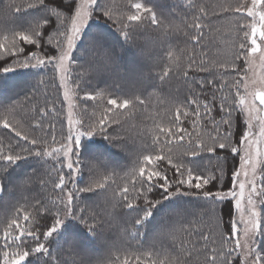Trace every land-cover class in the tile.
<instances>
[{"label": "snow or ice", "instance_id": "snow-or-ice-1", "mask_svg": "<svg viewBox=\"0 0 264 264\" xmlns=\"http://www.w3.org/2000/svg\"><path fill=\"white\" fill-rule=\"evenodd\" d=\"M44 3L45 0H32L26 7H12L20 12ZM95 7H100L102 15L113 27L119 25L121 35L133 43L145 22L161 31L166 23L171 24L140 2L131 4L134 10L131 14L114 19L105 0L102 6L98 0H76L70 21L57 17L61 30L44 31V26L50 23L44 20L14 31L10 44L0 42V74L17 68L50 67L51 75L47 80H39L38 84L51 85L57 93L62 90V99L52 100L49 108L46 95L45 106L34 108L33 115H22L15 103L3 105L0 111V128L7 130L10 138L6 146L0 145L4 171L7 165L30 157H39L44 164L51 161V170L46 172L48 180L41 177L40 187L47 188L51 182V191L55 194L48 200H36L32 205L34 217L26 208L17 209L0 237L4 249L0 252V264H26V261L28 264H264V249L258 239L264 237V71L256 79L248 80L244 76L234 79L231 86L227 81L202 78L197 84L200 93L189 89L183 100L177 99L168 109L167 127L163 123L156 124L153 119L156 134L133 153L136 159L131 171L123 177L125 183L117 185L111 197H106L109 203L115 202L123 209L139 210L138 215L127 221L136 231L130 233L125 227L126 236L138 238L142 235L140 227L151 217L152 209L163 199L177 195L205 201L192 213L198 223L208 221L205 227L183 228L186 238L177 240L174 232L165 231L169 225H164L161 234L172 236L167 241V252L162 244L160 249L136 256L134 261L127 255L122 258L112 254L113 250L119 253L123 249V238L119 244L116 241L107 243L106 254L96 258L77 252L71 245L62 250L50 248V238L68 218L83 223L92 235L103 233L106 224L112 222L82 207L81 196L85 193L104 195L116 183L118 174L106 162L91 160L85 163L79 148L82 139L96 135L124 148L127 142L120 141L118 135L110 136L109 129L119 124L115 117L121 110L130 112L145 105V100L134 94L121 97L109 88L97 91L86 86L91 77L110 65L111 53L107 50H95L94 62L90 65L78 64L73 58L76 42ZM186 7L191 19L182 23L188 30L185 35L190 38L193 51L187 53L186 67L175 61L172 51H168L173 63L165 65L158 74L162 84L179 76L187 80L190 72L219 73L223 77L229 68L236 69L237 61H243L249 68L255 67L258 61L264 70V0H217L211 9L198 0H188ZM229 17L237 19L233 21ZM220 21L235 25L231 58L209 67L211 61L197 59L195 47L199 45L203 52L207 46L203 42L211 43L215 39L211 34L214 29L219 31ZM3 40L8 41L9 37L5 35ZM205 92H211L210 101L207 95H201ZM32 99L34 97H26L29 103ZM201 99L205 102L201 103ZM75 100L85 105L79 119L74 118ZM90 101L93 102L91 112L88 110ZM97 111L100 112L98 118ZM17 116L20 121L13 123ZM37 116L39 119L33 125L31 120ZM56 121L60 124L58 133ZM186 122L191 130L185 126ZM21 123L27 131L18 130ZM38 132L43 135H37ZM203 156L210 159L195 163L197 157ZM162 162L167 169L161 167ZM84 168L89 169V180L81 185L78 179ZM226 202H230L227 214L222 207ZM21 220L31 221L34 227H26ZM40 227L45 230L39 231ZM152 248L155 249V245ZM65 254L71 259H66ZM161 255L166 258L160 259Z\"/></svg>", "mask_w": 264, "mask_h": 264}, {"label": "trees", "instance_id": "trees-1", "mask_svg": "<svg viewBox=\"0 0 264 264\" xmlns=\"http://www.w3.org/2000/svg\"><path fill=\"white\" fill-rule=\"evenodd\" d=\"M29 2H32V0H0L1 42L10 44L14 31L27 29L34 24L42 23L44 20L50 21L48 25L44 26V31L61 30L62 25H60L57 17L59 16L64 20L70 21L76 5V0H51V2L45 0L44 4H37L34 7L26 8L20 12H16L15 7H12V5H24L26 7ZM105 2L110 6L114 19H119L121 16L126 17L128 14H131L134 11L131 9V4L140 2L151 8L161 20L171 21V24L166 23L164 29L161 31L145 22L142 30L135 36V42L133 43L127 41L121 35L119 25L113 27V23L102 15L100 7H96L93 10L92 19L84 32L79 48L86 42H91L92 46L89 48L90 53H93L95 51L94 48L99 45L102 50H107L111 53L109 60L114 59V61L108 67L104 68L99 75L91 77V82L86 86L96 88L97 91L109 88L121 97L134 94L145 100V105L137 106L136 109L130 112L121 110L115 117L119 121V124H113L109 129L110 136L118 135L120 141L127 142L124 148L116 146L114 142H110L101 135L82 139L79 148V152L85 163H89L91 160L103 161L115 169L118 174L115 177L116 183L104 195L97 196L96 193H85L81 196L83 200L82 207H87L90 213L98 212L105 216L106 220H111L112 222L106 224L103 233L92 235L83 223L68 218L60 230L50 238L51 243L49 246L54 250H62L63 248L67 249L71 245L77 252L86 254L91 258H96L103 257L106 254V247H104L103 249L100 248L99 252H97L98 255H96V248L98 249L97 245L100 241H116L119 244L121 238H123L125 242L123 249L119 253L113 250L112 254H119L122 258L127 255L129 259H133L134 261L136 256L146 255L149 251L158 250L162 244L164 245L165 253L167 252V241L160 242L156 239V231H161V228L170 219L169 216L163 213L161 214V221H157L159 211L163 207L185 202L186 206L189 205L188 208L190 210L183 211L184 215L186 217L190 215L191 222L203 228L207 225L208 221L205 220L203 224L198 223L196 218H193L196 216L192 215V213L197 212V208L203 206L205 201L202 198L185 195H177L170 199H163L161 203L152 209L151 217L140 227V232L143 234L138 238H133L126 236L124 229L127 227L130 233L136 231L131 223L127 221L138 215L139 210L123 209L116 206L115 202L109 203L106 197H111L112 189H116L117 185L122 186L125 183L123 177L131 171L133 162L136 159L133 153L140 149L145 141L150 142V137L156 134L153 119L156 120V124L163 123V126L167 127L166 116L168 115V109L175 105L177 99L183 100L188 95L189 89L200 93L197 84L202 78L207 77L208 79H213L221 83L227 81L231 86V82L234 79H238L244 75L245 64L243 61H237L236 69L232 70L229 68L228 74L223 77L219 73L210 75L209 73L190 72L187 80L183 76H179L162 84L158 74L165 65L173 63V60H169L168 58V51L171 50L174 60L183 64L184 67L187 66V53H192L193 51L190 38L185 35L188 30L184 28V24L182 23V21L188 22L191 19L189 9L186 7L188 0H105ZM198 3L207 5L211 9V7L216 5L217 0H198ZM98 4L102 6L103 0H99ZM229 19L234 21L237 18L229 17ZM173 28H175L174 31ZM217 28L219 31L214 29L211 34L215 39L211 43H208V40L203 42L207 45L203 49V52L200 50L199 45L195 47L197 59L211 61L209 67L217 65V62L213 60L216 51L223 47H231L236 36L235 25H230L228 21L218 22ZM100 32L104 34H100ZM5 35L9 37L8 41L3 40ZM145 51H147L146 54L149 60L147 62L145 61L146 65L144 68L138 69L140 72L139 79L130 81V84L123 87V83L119 84V81H122L119 75L121 73L122 77L126 75L125 70L128 67L125 68V61L127 57L129 55L132 56L133 53H143ZM74 60L81 65H90L94 62L91 54H83L82 56L75 57ZM99 63L103 64L102 61H99ZM109 69H115L119 72V75L115 77V74H110ZM50 75V67L17 69L0 74V91L2 92L0 93V111H2L3 105L15 103L17 110H22V115H33L32 110L34 108L45 106L46 95L49 97L47 107L51 108L52 100L62 99L61 92L57 93L51 85L38 84L39 80H47ZM15 79H21V84L17 89L9 91L6 87L7 83ZM86 90L91 91V89ZM2 94L3 96H1ZM80 95H83V93H80ZM201 95H207L209 101L212 98L211 92H205ZM217 95H220V93L217 92ZM26 97H34V99L29 103ZM104 99L106 100L107 96ZM204 102L201 99V103ZM92 103L91 101L88 102L89 112L93 110ZM24 105H27V107H24ZM77 105L78 109H80V111L78 110L80 118L81 110L85 105L79 100H77ZM99 115L100 112L97 111V118ZM9 118L12 119L11 117ZM38 119L39 117L37 116L36 119L31 120V123L35 125ZM48 119L54 120V117H49ZM19 121V116L13 119V123ZM47 124L48 121L46 120L45 127H47ZM185 126H188L191 130V125L188 122H186ZM18 130L27 131L28 129L21 123ZM55 130L57 133L60 130L58 121L55 123ZM200 130V128H197V131ZM6 133L7 130L0 128V145L6 146L8 144L10 138ZM36 134L43 135V133L39 132ZM12 143H15V140H12ZM93 152L97 154H93ZM206 159H210V157H197L195 163H200ZM4 167L3 162H0V176H2L0 177V187H2V191H0V237L3 236L6 223L15 217L17 209L21 207L26 208L34 217L35 212L32 205H35L36 200H48L55 195L51 191V182L48 183L47 188L40 187L41 177L44 180H48L46 172L51 170V161L44 164V161H41L39 157H30L17 161L15 164L7 165V171H4ZM161 167L167 169L166 163L162 162ZM169 175H171V172H169ZM53 176H55V173H53ZM88 180L89 169L84 168L83 174L78 179V183L82 185ZM29 189L31 191H28ZM229 205L230 202H226L222 206L225 214L229 211ZM171 211H175V206L171 208ZM21 223L25 224L26 227H34L31 221L25 223L21 220ZM38 223H42V221H38ZM186 227L188 228V226ZM38 230L43 231L45 229L40 227ZM110 236H112L111 239ZM177 237L186 238L184 233L177 234ZM167 239L170 241L169 238ZM193 239H196V237H193ZM152 245H155V249L152 248ZM2 246L3 241L0 240V252L4 250ZM65 258L71 259L66 254ZM165 258V255L160 256V259ZM29 259L32 260L34 258L30 257ZM26 264H28V261H26Z\"/></svg>", "mask_w": 264, "mask_h": 264}, {"label": "rangeland", "instance_id": "rangeland-1", "mask_svg": "<svg viewBox=\"0 0 264 264\" xmlns=\"http://www.w3.org/2000/svg\"><path fill=\"white\" fill-rule=\"evenodd\" d=\"M98 3H99V0H98ZM74 13H75V11H74ZM91 19H92V16L88 20L86 26L82 29L81 35L76 42V47H75L74 52H73V58L78 57V56H82L83 54H85V55L91 54V57L93 58V55H92L93 53H90V49H89L92 46L91 42H86L85 44H83V46L81 48H79V44L82 41L84 32L87 29ZM100 34H104V33L100 32ZM94 49L95 50H102V48L99 45L97 47H95ZM146 53H147V51H145L143 53H133L132 56L129 55L127 57V60L125 61V68L126 67H128V68L125 70L126 71L125 77H122V73H121V75H119V72H117L115 69H111V70L109 69L110 74H115V77L119 75V77H121V79H122L121 82L119 81V84L123 83V87L130 84L129 83L130 81H133L135 79H139L140 72L138 69L144 68L146 65V62L149 60L148 55ZM230 58H231V47H229V48L223 47V48L217 50L216 54L213 56V60L216 62L224 61L225 59H230ZM113 61H114V59H111L110 63H112ZM17 69L23 70L26 68H17ZM32 69H35V68H32ZM246 69H247V73L245 75ZM262 71H264V70H262L259 67L258 61L256 62V66L252 67V68H249V66L245 64L243 76L245 77V79H248V80L256 79V78H258V76L261 74ZM21 81H22L21 79L11 80L7 83L6 87L8 88L9 91L17 89L19 87V85L21 84ZM0 93H2V92L0 91ZM61 94H62V90H61ZM1 96H3V94ZM74 103L76 104V109L74 112V118L79 119L78 110L80 111V109H78L77 100H75ZM253 123L255 124L256 121H253ZM93 154H97V153L93 152ZM257 179H258V181L260 180L259 172L257 174ZM174 206H175V211H171V208ZM188 207H189V205L186 206L185 202H181V203H176L175 205H173V204L167 205L159 211L157 221H161V219H162L161 214H163V213H165V215L169 216L170 219L167 220V223H166V225H169V227L167 229H165V231L166 232H174L175 238L177 240L181 239V238L177 237V234L184 233L182 231V229L187 228L186 226H188V227L191 226V227L197 228V229L201 228L199 225L193 224L191 222L190 215L187 217L184 215L183 211L190 210V208H188ZM193 218H196V220H197V217H193ZM186 221L191 222V224L187 223ZM162 223L164 224L163 221H162ZM160 233H161V231H158V232L156 231V235H157L156 239L159 240L160 242L168 241L167 238H169V240L172 239V236H164V235H161ZM111 237L112 236H110V239H111ZM258 239H259V244H260L261 248L263 249L264 237H260ZM107 243H109V242L108 241L107 242H101L100 241L99 244L97 245L98 249L96 248V250H97L96 253L99 252L100 248L103 249L104 247H106ZM92 255H94V254H92ZM96 255H98V253Z\"/></svg>", "mask_w": 264, "mask_h": 264}]
</instances>
